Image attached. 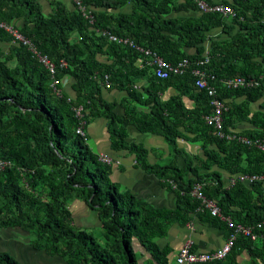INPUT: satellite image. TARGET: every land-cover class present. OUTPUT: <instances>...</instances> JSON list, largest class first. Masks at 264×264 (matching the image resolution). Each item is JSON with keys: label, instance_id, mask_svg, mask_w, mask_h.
<instances>
[{"label": "trees", "instance_id": "1", "mask_svg": "<svg viewBox=\"0 0 264 264\" xmlns=\"http://www.w3.org/2000/svg\"><path fill=\"white\" fill-rule=\"evenodd\" d=\"M83 1L93 8V25L79 11H70L60 2L52 4V14L45 15L38 0H0V24L15 25L57 66L51 73L33 52L14 43L15 38L0 27V162L9 163L0 169V228L28 233L35 250L68 264H139L135 240L156 263L170 264L168 250L161 249L157 241L166 237L171 225L186 224L199 214L232 231L220 218L200 213V201L191 196V190L195 183H202L204 195L217 201L235 225L255 227L258 233L256 241L240 236L224 261L237 264V257L247 250L253 262L264 264V181H238L227 186L223 177L225 173L264 175V153L222 139L206 125L204 116L212 107L207 92L195 85L198 77L191 69L197 65H189L183 75L160 78L155 65H137L140 53L134 47L150 49L174 64L185 58L205 62L198 67L217 77L211 85L227 105L225 134L264 140V112L251 109L264 99V0H234V17L197 16L193 0ZM232 23L239 31L227 42L212 40L205 55L208 33ZM109 35L127 38L135 45L114 43ZM62 60L66 67H61ZM237 76L253 78L260 85L234 90L220 83L222 78ZM64 79L69 92L63 87ZM55 80L60 82V93L53 87ZM107 85L111 89L107 90ZM170 88L178 95L161 101L158 93ZM113 90L127 93L138 106L154 105L144 113L127 104L119 114L115 103H109L104 95ZM140 93H147V99ZM184 97L194 101L193 110L184 107ZM236 98L244 100L236 104ZM81 105L85 118L79 120L75 111ZM100 119L107 123L111 150L134 155L145 172L160 178L177 195L174 208H156L123 192L112 180L113 166L102 163L88 141L90 125ZM242 123L253 129L237 132ZM181 126L193 137L181 134ZM79 128L86 136L77 133ZM130 128L162 135L172 146V163H148L144 146L130 142ZM181 138L200 144L203 158L178 150ZM179 158L185 159L183 168L176 165ZM167 179L177 184L176 190ZM76 200L97 213L100 240L74 225L71 204ZM259 224H263L261 229H257ZM0 264L21 263L0 252Z\"/></svg>", "mask_w": 264, "mask_h": 264}, {"label": "crops", "instance_id": "2", "mask_svg": "<svg viewBox=\"0 0 264 264\" xmlns=\"http://www.w3.org/2000/svg\"><path fill=\"white\" fill-rule=\"evenodd\" d=\"M233 1L234 0H209V2L212 3H226L230 6ZM39 2L45 15H50L53 12L52 4L56 2L62 3L66 7V9L70 11L75 10V6L71 2V0H39ZM196 15L200 16L201 14L196 13ZM227 19L232 20V18ZM236 30L239 31V28L235 26L234 23L229 24L226 29L224 27H221L212 30L208 33L210 39L204 44L206 50H210L209 47L211 46L212 40L213 42H227L231 40V36L236 33ZM136 46L139 47L138 45ZM142 59L143 58L140 57L137 65L141 63ZM65 90H67L68 92L71 90L68 83L65 87ZM71 94L75 96V93L71 92ZM140 94L144 97V99H147V93ZM177 95V91L170 88L164 93H158V98L163 102H167ZM105 98L109 103H115V109L119 114H123L124 108L127 104H130L131 107H139L137 109L138 112L144 113H149L150 109L154 105L151 102L140 103L138 101L141 105L138 106L133 99L128 97L127 93H118L114 91L106 94ZM124 99H127V101H125ZM123 100L124 104H121ZM243 100L244 99L236 98L233 102L236 104H240L243 102ZM182 102L184 107L189 111L193 110L195 107L194 101L187 97L182 98ZM142 105H144L145 107H142ZM263 106L264 99L259 103L252 104L251 109L254 112H264ZM106 124L107 123L105 120L100 119L90 125L89 144L94 143V146L91 147L93 148L94 152L98 154H108L111 157H114V159L116 158V160L121 161L120 165L112 167V180L120 185L123 192H130L139 199L146 201L156 208H174L177 195L175 192L169 190L166 186H164V183L162 180H160V178L156 177L153 174L145 172L136 163L134 155L126 151L115 153L111 150L110 138ZM251 129H253V126H251L249 123H242L239 126L237 132L241 133L243 131ZM178 131L181 134L183 133L187 137H193L192 134H188V132L182 126L178 128ZM129 137L130 142L141 144L144 146V149L147 150L148 163L164 166L172 163L174 157L173 150L171 149L172 146L167 142V140H165L162 135L142 134L136 131L134 128H130ZM183 139L181 138L178 140V150H185L188 153V156L198 155L203 158V152L200 151V144L188 142L187 140L184 141ZM185 163L186 162L184 158H179L176 161V165L180 168H183L185 166ZM194 165H197V162H195ZM223 177L225 178V180H228L231 176L225 173L223 174ZM166 182L171 184L174 190L177 189V184L173 180L167 179ZM76 202H80L78 207L79 214L82 213L81 208L83 207L89 210L84 202ZM17 235H23L26 241L18 238ZM228 236L229 231L225 226L212 224L210 221L206 220V218L200 217L199 214H196L186 224L175 223L171 225L166 237L159 239L157 241V244L161 249L168 250L169 263L174 264L176 262L175 259L178 251L186 243H191L192 249L196 252H211L222 247L225 244ZM27 238H29V234L20 229L0 228V252L11 253L10 251L18 250L20 247L21 251L18 250L17 255L19 256L20 260L18 262H20L21 264H27L29 259H35L38 261L40 260L41 262H43V264H68L62 258L50 256L44 251L35 250L32 247L30 241H27ZM134 247V252L138 257L139 264H158L153 260L150 254L144 251L145 249L143 248V246L136 240L134 243ZM247 252V250H243L240 253L241 255L236 259L237 264H257V262H253L251 260V257ZM137 253H139L140 256H138ZM225 263L228 264V262ZM259 264H261V262H259Z\"/></svg>", "mask_w": 264, "mask_h": 264}, {"label": "built area", "instance_id": "3", "mask_svg": "<svg viewBox=\"0 0 264 264\" xmlns=\"http://www.w3.org/2000/svg\"><path fill=\"white\" fill-rule=\"evenodd\" d=\"M73 3L76 5V7L79 9V11L83 14V16L90 20L91 23L94 21V17L90 10L84 5L82 0H72ZM197 2V6L199 10L202 13L207 14H221L225 17L231 16L234 17L235 11L230 5H223V4H215V5H209L204 1L195 0ZM1 27H4L11 35L15 38V41L18 43L23 44V46L27 47L31 52L34 53L35 56H37L42 64L50 70L51 73L56 72V66L50 60L47 56L41 55L35 46H33V43L26 39L18 30L15 28H12V26H6L1 25ZM109 39L112 42H116L118 44L122 45H135L133 42H130L128 39L119 38L114 35H109ZM136 50H139L141 52H144L143 49L140 47H137ZM146 54H150L149 52H146ZM157 62L161 68L158 70V75L161 77H168L170 74H183L188 69L189 63L183 62L179 63L177 66H173L171 63L164 61L163 59H157ZM197 67L192 68L191 71L193 75L198 79L196 80V86L200 90H204L207 92L209 98H210V105L212 107V111L210 114L205 116V123L207 126L212 127L215 130V133L218 135V137L222 139H227L228 141H238L240 143H243L248 146H253L258 148L262 153H264V140H250L247 137L244 136H236L233 134H225L224 132V120L223 115L224 112L227 111V106L225 104V101L221 100L218 97L217 89L211 85V80H216L217 77L214 75H209L205 71H202L198 65H205V62L200 61L197 62ZM61 66L66 67V63L62 60ZM220 80V79H219ZM220 83L226 87L227 89H250L255 88L260 85V82L257 80L249 79L247 80L244 77H236L231 79H221ZM109 86V85H108ZM78 134H81L84 136V130L83 128H79L77 130ZM101 162L111 165V164H119V161H114L112 158H109L108 156H102L100 158ZM9 165V163L5 161L0 162V169H4ZM243 182L246 184H253L255 182H262L264 181V175H248V174H238L236 176H233L230 182L227 184V186H232V184H236L237 182ZM204 185L202 183H197L193 186L191 195L200 200L201 206L200 211H208L213 216L219 217L222 221L226 222L229 227L232 229L230 231L229 236L225 242V244L220 247L219 249L211 252H194L195 250L192 249L191 243H186L177 254V263L178 264H214L216 262H220L225 260L229 255L232 249L234 248L238 237L244 236L247 238H250L252 241H256L258 239V233L254 230V227L250 226H244L242 224H237L222 214L221 209L217 205V203L214 200L208 199L204 193ZM263 224L258 225V229H261Z\"/></svg>", "mask_w": 264, "mask_h": 264}, {"label": "clouds", "instance_id": "4", "mask_svg": "<svg viewBox=\"0 0 264 264\" xmlns=\"http://www.w3.org/2000/svg\"><path fill=\"white\" fill-rule=\"evenodd\" d=\"M83 1V0H82ZM200 1H204V2H206L205 0H200ZM71 2L73 3V1L71 0ZM193 2L195 3V5H196V7H197V9H198V12H196V13H198V14H207V13H202L200 10H199V8H198V6H197V2L195 1V0H193ZM83 3H84V5L88 8V10H90L91 11V13H92V15H93V8L92 7H88L86 4H85V2L83 1ZM207 4H209L208 2H206ZM215 4H223V5H227V4H225V3H214V4H209V5H215ZM73 5L75 6V10H77V11H79V9L76 7V5L73 3ZM80 12V11H79ZM53 13V12H52ZM51 13V14H52ZM81 13V12H80ZM81 15L83 16V14L81 13ZM84 17V16H83ZM93 17H94V15H93ZM85 18V17H84ZM86 19V18H85ZM87 21H89V23L91 24V25H93L94 24V21H95V18H94V21H93V23H91V21L90 20H88V19H86ZM19 24H21V23H19ZM1 25H3V24H0V27H1ZM4 25H6V26H12V25H8V24H4ZM5 31H7L4 27H2ZM12 28H15L16 30H18L19 31V29L17 28V27H15V25H13L12 26ZM8 32V31H7ZM9 33V32H8ZM14 43H16V41H14ZM18 43V42H17ZM125 46V45H124ZM141 48V47H140ZM141 49H143L144 50V52H141V51H139V50H137L139 53H140V57H143V59L145 60V63L143 62V60H141V63L139 64L140 66H143V65H147V63H149V65H155L156 67H157V74H158V70L161 68V66H159V64H158V62H157V59H163L158 53H156V52H153L152 50H150V49H144V48H141ZM146 52H149L150 54H146ZM208 53H209V50L207 51L206 50V52H205V55H208ZM46 56V55H45ZM48 57V56H47ZM49 58V57H48ZM50 59V58H49ZM51 60V59H50ZM164 60V59H163ZM164 61H166V62H169V61H167V60H164ZM183 62H187V63H189V65H196L197 64V62L195 61V62H191L189 59H187V58H185V59H182V60H180L179 62H177V63H171L173 66H177L179 63H183ZM170 63V62H169ZM55 64V63H54ZM56 66V65H55ZM62 67V66H61ZM192 68H195V67H192ZM56 70H57V66H56ZM185 73H187V71L185 72ZM185 73H183V74H185ZM183 74H180V75H183ZM180 75H177V74H170L168 77H161V76H159L160 78H165V79H167V78H169V77H171V76H180ZM237 77H242V76H237ZM107 78V80H105L106 82L105 83H107V81H108V77H106ZM234 78H236V77H234ZM245 78V77H244ZM222 79H225V78H222ZM227 79V78H226ZM228 79H231V78H228ZM246 79H248V78H246ZM250 79H253V78H250ZM253 80H255V79H253ZM67 83H68V81H66V79H64V80H62V84H63V87L65 88V85H67ZM60 85V82L58 81V80H55V82H54V84H53V87H54V89H55V91L57 92V93H60V91L57 89V86H59ZM195 85H196V83H195ZM106 87V89L107 90H109V89H111V86L109 85H107V86H105ZM197 87V86H196ZM114 91V90H113ZM112 91V92H113ZM114 92H117V91H114ZM108 93H111V91H106L105 93H104V95L106 96V94H108ZM227 106V105H226ZM83 111H84V107L81 105L80 107H78L77 109H76V116L79 118V120H81V119H83V118H85L84 117V115H83ZM204 121H205V116H204ZM83 124H85V122L83 121ZM84 130V129H83ZM78 133V132H77ZM84 134H85V130H84ZM87 134V133H86ZM90 134V133H89ZM89 134H87L88 135V141H89ZM79 135H81V134H79ZM82 136V135H81ZM84 136H86V135H84ZM108 156L109 158H112L115 162L116 161H119V164H120V160H116V159H114L113 157H111L110 155H108V154H104V153H101V154H99V160H100V158L102 157V156ZM101 161V160H100ZM103 163V162H102ZM105 164V163H104ZM119 164H111L112 166H117V165H119ZM232 177L233 176H231L228 180H227V184L230 182V180L232 179ZM195 184H197V183H195ZM194 184V185H195ZM193 185V186H194ZM193 188V187H192ZM192 191V190H191ZM203 193H204V191H203ZM208 198V197H207ZM196 199V198H195ZM208 199H210V198H208ZM198 200V199H197ZM210 200H214V199H210ZM200 201V200H199ZM215 201V200H214ZM216 203H217V201H215ZM200 204H201V202H200ZM217 205H218V203H217ZM201 206V205H200ZM200 209V208H199ZM200 211V210H199ZM201 212V211H200ZM204 212H208V211H204ZM222 212V211H221ZM202 213V212H201ZM210 213V212H209ZM211 214V213H210ZM223 214V213H222ZM212 215V214H211ZM213 216V215H212ZM213 217H216V216H213ZM219 218V217H218ZM263 227V226H262ZM255 228V227H254ZM257 229H258V227H257ZM255 231H256V228L254 229ZM257 233V232H256ZM240 237V236H239ZM238 237V238H239ZM178 254V253H177ZM227 259V258H226ZM225 259V260H226ZM175 261H176V264H178L177 263V255H176V259H175ZM224 261V260H223Z\"/></svg>", "mask_w": 264, "mask_h": 264}, {"label": "rangeland", "instance_id": "5", "mask_svg": "<svg viewBox=\"0 0 264 264\" xmlns=\"http://www.w3.org/2000/svg\"><path fill=\"white\" fill-rule=\"evenodd\" d=\"M38 2H39V0H38ZM39 4H40V2H39ZM5 49H8L7 46H5ZM90 146L93 147L94 143H90ZM76 201H74L71 204V208L73 207V217H74V222H75L74 225H76L78 228L81 227V228L91 232L96 238H98L100 240L101 239V230H100V225L98 224L99 218H98L97 213L95 211H92L90 209L88 210L87 208L83 207V208H81L82 213L79 214L78 213V207H79L80 202H76ZM75 204H76V206H75ZM83 214H85V215H83ZM17 236H18V238L26 241L25 237L23 235H20V236L17 235ZM31 240H32L31 236L29 235V238H27V241H30V243H31ZM18 250L21 251V248L19 247ZM18 250H12V251H10L11 253H9V252L8 253L12 257H14L17 261H20L19 256L17 255ZM137 254H138V256H140L139 253H137ZM27 264H43V262H41L40 260L38 261L35 259H29ZM174 264H176V262Z\"/></svg>", "mask_w": 264, "mask_h": 264}]
</instances>
